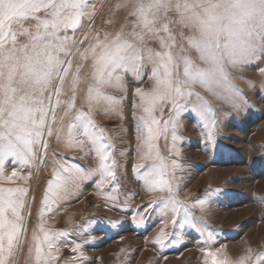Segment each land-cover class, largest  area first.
Masks as SVG:
<instances>
[{
	"label": "snow or ice",
	"instance_id": "obj_1",
	"mask_svg": "<svg viewBox=\"0 0 264 264\" xmlns=\"http://www.w3.org/2000/svg\"><path fill=\"white\" fill-rule=\"evenodd\" d=\"M115 7L125 11L124 22L100 32L94 28L95 6L89 0H0V179H30L31 170L23 176L17 167L45 164L48 138L54 136L60 146L52 149L53 175L28 241L26 264H58L60 243H73L67 239L70 230L47 227L46 217L83 182L98 175L95 186L100 194L106 187L111 191L119 186L114 145L94 113L123 114L127 97L109 89L126 93L129 75L144 80L147 74L152 82L149 89L138 87L133 93L138 110L133 112L138 156L133 169L147 191L165 193L138 207L140 221L158 214L163 227L153 243L162 251L169 241L182 242L185 228L208 229L192 209L203 210L212 193L191 204L179 198L178 128L190 111L204 122L206 139L214 143L216 109L205 93L232 108L241 106L242 90L234 84L231 70L264 60V0H120ZM259 71L264 74V68ZM73 148L84 150V155L94 152L97 166L85 167L61 150ZM9 163L13 168L5 175ZM28 191L0 186V264H18L28 238ZM86 223L104 230L123 222ZM208 241L214 242L210 230ZM81 249L82 243L76 242L71 251L84 257ZM202 251L205 264H264V252L253 261L249 250L233 261L219 258L220 250ZM64 264L81 262L71 259Z\"/></svg>",
	"mask_w": 264,
	"mask_h": 264
},
{
	"label": "rangeland",
	"instance_id": "obj_2",
	"mask_svg": "<svg viewBox=\"0 0 264 264\" xmlns=\"http://www.w3.org/2000/svg\"><path fill=\"white\" fill-rule=\"evenodd\" d=\"M119 2L120 0H89V3L95 6V29L100 32L115 30L124 22L125 11L115 7ZM110 20L115 22L109 23ZM83 23L84 30H88L87 21ZM79 35L77 32V36ZM191 54L196 56L195 52ZM260 68H264V60L259 61L258 65L231 70L234 84L242 90L239 108H232L205 93L216 109L217 129L214 143L207 141V128L202 120L190 111L183 114L178 128L182 141L177 143L182 164V170L176 173L181 177L179 198L191 204L197 198H204L206 193H212L206 198L203 210L199 206L192 209L198 218L206 221L208 229L200 228L197 231L185 228L183 241L177 244L169 241L163 251L153 243L163 227L158 214L145 218L142 222V214L138 213L137 209L165 193L147 191L142 183L138 182L133 169L138 159L136 120L133 117V112L138 110L133 107V101L136 99L133 93L138 87L149 89L152 82L147 78V74L144 80L133 79L129 75L125 81L126 93L109 89L118 96L127 97L122 104L123 114H114L111 129L106 128L104 117L100 120L102 125L97 121L106 130L107 135L108 131H111L108 136L114 145L113 155L118 161L116 172L120 178L119 186L111 191L110 186L106 187L103 190L105 194H100L101 190L98 189L99 201L96 203L92 198L87 199L81 213H73V216H78L69 219L67 223L68 218L62 215L57 219V225H53L56 220L50 222L52 213L47 215V227L71 232L67 239L73 243L65 246L62 242L59 245L58 264H64L65 260L71 259H79L81 264H205L202 249L206 247L212 251L220 250L219 258L227 257L233 261L247 255L249 250L253 254V261L256 254L264 252V202H260L261 198H264V74L259 71ZM167 111L165 109V117ZM69 122L70 118H66L65 124ZM48 139L50 153L52 149L60 147L54 136ZM161 147L167 155L163 141ZM75 149L77 148L61 150L66 156H75L77 160L79 156L74 153ZM93 157L97 165V157ZM49 164L48 157L45 164L31 169L17 167L23 176L31 170L32 176L28 180L19 177L11 181L0 179L2 187H26L29 190L28 196L25 197L26 210L30 212L26 218L28 238L17 257L18 264H26L28 258V241L39 221L41 198L46 191L48 180L53 175V168L48 170ZM12 168L11 163L6 164L5 175H10ZM85 182L84 188L87 189L89 185ZM216 189L221 191L215 192ZM97 219L105 225L109 221L123 223L104 230H98L96 225L86 223ZM168 230L172 231L171 225ZM209 230L214 242L208 241ZM64 239L61 238L62 241ZM76 242L82 243L84 257H79L78 253L71 251ZM249 264H252V261H249Z\"/></svg>",
	"mask_w": 264,
	"mask_h": 264
},
{
	"label": "bare ground",
	"instance_id": "obj_3",
	"mask_svg": "<svg viewBox=\"0 0 264 264\" xmlns=\"http://www.w3.org/2000/svg\"><path fill=\"white\" fill-rule=\"evenodd\" d=\"M113 116H114V114H110V115L104 114L103 110H97L94 113V118L96 121L99 122L100 125H102V123L100 122L101 118L102 119H103V117L105 118L103 120H105V126L107 129L112 128V124L114 121ZM108 135L109 136L111 135L110 130L108 131ZM53 145H54V147H56L55 144H53ZM87 148L89 149V145H87ZM63 150L65 151V149H63ZM83 152H84V150H82L80 148L75 149L74 153H78L77 155L79 156L77 161L78 162H84L86 157H87L86 161L84 163H80V164L84 165L85 167H88V168H95L97 165H96V159L93 157V156H95L94 152L89 151L88 155H84ZM51 153H52V151H51ZM51 153L49 152V161H50V164H49L50 167H48L49 171H50L49 168L52 167V155H51ZM58 158L59 157H57V159ZM49 175H51V174H49ZM96 178H97V176H95L93 178V181L85 182L86 184L89 185V187L87 189L84 188V183H82L79 186V188L72 193L71 197L69 196V198L66 202H62L59 205L58 210L54 211L51 214V218H50L51 221L50 222H52L53 220H56V223L53 222L54 223L53 225H57V223H58L57 219L59 217H61L62 215L66 216L68 218V220H66V223L69 221V219H72V218L78 216L79 213H81V209L83 208V205L85 204L87 199L92 198V201H95L96 203L99 201L100 198H99L98 188L95 186ZM96 203H94V204H96ZM73 213L78 214V215L73 216L74 215ZM37 217H38V215H37ZM50 222L48 221V223H50Z\"/></svg>",
	"mask_w": 264,
	"mask_h": 264
}]
</instances>
